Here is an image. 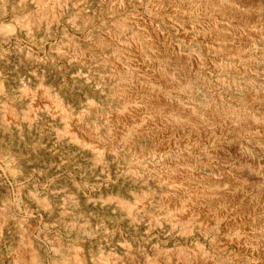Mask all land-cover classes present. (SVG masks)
Segmentation results:
<instances>
[{
	"label": "rangeland",
	"instance_id": "374dc122",
	"mask_svg": "<svg viewBox=\"0 0 264 264\" xmlns=\"http://www.w3.org/2000/svg\"><path fill=\"white\" fill-rule=\"evenodd\" d=\"M57 1L62 8L60 17L49 20L47 13L33 28L24 26L33 12L41 8L47 12ZM121 1L120 5L119 0H0V264H16L21 253L32 250L42 264H94L103 253L114 259L130 254V259L144 260L199 245L224 261L256 264L253 258H238L231 246L224 251L213 247L214 232L207 236L171 234L166 225L151 227L146 214L138 220L128 217L119 200L134 204L143 193L155 189L151 183L136 180L133 172L147 174L159 158L150 157L145 165L135 166L110 155L105 164L97 163L91 153L59 136L63 128L60 117L53 119L44 110L34 119L28 117L32 98L48 91L74 118L105 132L99 114L118 111L120 103L113 97L114 85L107 81L97 57L102 49L115 52L106 41L108 32L135 31L131 19L135 14L152 17L148 5L153 0ZM242 1L237 3L240 10L250 9L260 23L244 25L217 14L211 18L223 25L230 22L249 34L251 57L210 52L198 43L185 49L201 58L207 78L222 100L258 119L255 131L264 136V0ZM252 30L260 34L254 36ZM80 55L87 56L89 63L83 64ZM26 88L29 94L23 93ZM197 97L208 99L205 92ZM245 97H251L253 103L239 104ZM12 110L16 120L11 118ZM246 138L237 139L240 151L256 157L258 166L239 158L231 162L221 158L218 169L212 162L202 163L204 172L209 176L237 171L241 179L264 191V143ZM214 145L225 149L223 139ZM182 153L173 151L174 156ZM192 163L195 167L196 162ZM250 222L264 227V222L244 220L231 232L221 233L241 234V227ZM78 251L84 255L81 263L73 258Z\"/></svg>",
	"mask_w": 264,
	"mask_h": 264
},
{
	"label": "bare ground",
	"instance_id": "6f19581e",
	"mask_svg": "<svg viewBox=\"0 0 264 264\" xmlns=\"http://www.w3.org/2000/svg\"><path fill=\"white\" fill-rule=\"evenodd\" d=\"M239 1L153 0L148 5L152 17L144 14L131 17L135 31L108 32L106 41L115 52L102 49L97 59L106 70L107 81L114 85L112 95L120 103V109L99 114L105 132L99 126L88 127L74 118L70 109L48 91L32 98L28 117L34 119L42 110L53 119L60 117L63 128L59 136L91 153L97 163L105 164L110 155L135 166L145 165L144 161L150 157L159 158L156 167L147 174L133 172L136 180L151 183L155 189L143 193L134 204L119 200L128 217L138 220L146 214L151 227L166 225L171 234L190 236L197 232L207 236L214 232L211 244L216 249L231 246L238 258H253L256 264H264V227L250 222L241 227L242 236V233L228 236L221 233L231 232L244 220L264 222V191L241 179L236 170L208 176L204 172L206 165L202 164L212 162L214 169H218V159L229 158L227 161L231 162L239 158L257 165L256 157L240 151L237 139L247 136L250 142L264 143V136L255 131L259 121L222 100L212 88L201 58L185 49L198 43L210 52L251 57L249 34L232 27L228 21L229 25L227 22L223 25V21L212 22L211 18L217 14L244 25L260 23L250 9L240 10ZM56 4L47 12L43 8L33 12L23 22L24 26L33 28L47 13L49 20L60 17L62 8L58 1ZM192 18L198 22L193 23ZM251 33L260 34L255 30ZM79 59L83 64L88 61L85 55ZM230 69L239 71L236 66ZM24 92L30 93L27 88ZM199 92H205L208 99L199 100ZM253 101L245 97L239 104ZM10 112L14 120L16 113ZM220 139L227 150L212 147ZM142 140L147 143L142 145ZM174 150L184 153L174 156ZM192 162H196L195 167ZM129 255L114 259L103 253L94 264H240L232 259L224 261L204 245L176 248L155 259H130ZM73 258L81 263L84 255L78 251ZM16 264L42 263L32 250L21 253Z\"/></svg>",
	"mask_w": 264,
	"mask_h": 264
}]
</instances>
